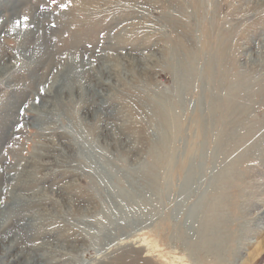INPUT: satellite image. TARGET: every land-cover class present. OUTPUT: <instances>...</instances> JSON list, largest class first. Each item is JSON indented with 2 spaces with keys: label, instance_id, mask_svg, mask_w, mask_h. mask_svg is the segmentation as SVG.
<instances>
[{
  "label": "rangeland",
  "instance_id": "obj_1",
  "mask_svg": "<svg viewBox=\"0 0 264 264\" xmlns=\"http://www.w3.org/2000/svg\"><path fill=\"white\" fill-rule=\"evenodd\" d=\"M0 214V264H264V0H0Z\"/></svg>",
  "mask_w": 264,
  "mask_h": 264
},
{
  "label": "bare ground",
  "instance_id": "obj_2",
  "mask_svg": "<svg viewBox=\"0 0 264 264\" xmlns=\"http://www.w3.org/2000/svg\"><path fill=\"white\" fill-rule=\"evenodd\" d=\"M60 88V87H59ZM27 203V202H26ZM7 209V208H6ZM5 209V213L7 214H9V211H10V209H8V210H6ZM2 213V212H1ZM25 213V212H24ZM0 217H2V215L0 214ZM6 217H7V215H6ZM3 218V217H2ZM2 218H0V246L2 245V247H3V252L2 253H0V255L1 256H4V257H6V254H7V252H11V250L15 247V246H17V245H20L22 242L20 241L21 240V238H18L17 240H13V239H10L9 237L10 236H8L9 235V231H7V230H2L3 228L4 229H9L10 228V226H11V224L14 222V221H19V219L18 218H10L9 219V217L7 218V221L5 220V221H3L2 220ZM29 218H30V216H29ZM4 223H6V224H4ZM8 226V227H7ZM35 242H36V240H35ZM24 243H26V242H24ZM28 245V244H27ZM34 245V249H36L37 247H35V244H33ZM22 252V251H21ZM29 256V255H28ZM20 257H15L14 259H13V261H17L18 259H19ZM120 261H121V259H119ZM123 260V259H122ZM118 261V260H117ZM32 262V261H31ZM118 263V262H117ZM132 264V263H128V262H124L123 264ZM31 264H34V263H31ZM119 264V263H118Z\"/></svg>",
  "mask_w": 264,
  "mask_h": 264
},
{
  "label": "snow or ice",
  "instance_id": "obj_3",
  "mask_svg": "<svg viewBox=\"0 0 264 264\" xmlns=\"http://www.w3.org/2000/svg\"><path fill=\"white\" fill-rule=\"evenodd\" d=\"M52 2L55 4L57 2V0H52ZM61 7H67V5H61ZM27 19V17H25V20ZM20 22L17 21V24H19Z\"/></svg>",
  "mask_w": 264,
  "mask_h": 264
}]
</instances>
